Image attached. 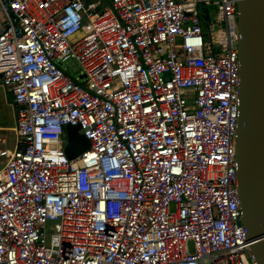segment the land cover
<instances>
[{"label":"built area","instance_id":"obj_1","mask_svg":"<svg viewBox=\"0 0 264 264\" xmlns=\"http://www.w3.org/2000/svg\"><path fill=\"white\" fill-rule=\"evenodd\" d=\"M237 1L0 0L17 105L0 264H258L238 194ZM68 123L90 141L72 158Z\"/></svg>","mask_w":264,"mask_h":264},{"label":"water","instance_id":"obj_2","mask_svg":"<svg viewBox=\"0 0 264 264\" xmlns=\"http://www.w3.org/2000/svg\"><path fill=\"white\" fill-rule=\"evenodd\" d=\"M240 61L236 161L241 221L247 228L251 257L264 264V0H238ZM79 124L66 125V154L87 149Z\"/></svg>","mask_w":264,"mask_h":264},{"label":"rangeland","instance_id":"obj_3","mask_svg":"<svg viewBox=\"0 0 264 264\" xmlns=\"http://www.w3.org/2000/svg\"><path fill=\"white\" fill-rule=\"evenodd\" d=\"M102 3H108L111 4V0H103ZM204 7L205 10H210L211 11V15L209 17L208 14V20H204V31H205V37L206 39L210 40L212 39V37L214 36V38L216 37L217 34V29L222 25V22L218 19L217 14H216V10L213 9V5L212 4H203L201 5ZM213 44L215 45V40L212 41ZM71 70V75L73 78H77L79 77V81L83 82V79H80V66L78 64V62L74 59V58H70L69 60H67L66 62L63 63V67H68ZM9 95V88L7 85L3 84L0 82V101H3L2 97L4 96V98L6 99ZM2 130V129H0ZM3 132V131H2ZM8 136L10 137L9 140L11 143H13L14 141L17 140V135L16 132L14 130V128H9L8 130H6ZM3 158H0V161ZM56 230L55 227V221L49 220L46 223V232L48 235H50L52 232H54Z\"/></svg>","mask_w":264,"mask_h":264},{"label":"crops","instance_id":"obj_4","mask_svg":"<svg viewBox=\"0 0 264 264\" xmlns=\"http://www.w3.org/2000/svg\"><path fill=\"white\" fill-rule=\"evenodd\" d=\"M0 16H1V14H0ZM0 82L2 83L1 75H0ZM2 99H3V101H0V116H3V115L5 116L6 112H8L9 117H8V123H0V129H2V130H0V134H2L3 137L5 138L6 145L12 149L15 146L16 141H14L13 143L10 142V140H9L10 137L8 136L6 130H8L9 128H15L17 105L15 104V102L13 100V95H12V92L10 90H9L8 97L5 99L3 96Z\"/></svg>","mask_w":264,"mask_h":264},{"label":"trees","instance_id":"obj_5","mask_svg":"<svg viewBox=\"0 0 264 264\" xmlns=\"http://www.w3.org/2000/svg\"><path fill=\"white\" fill-rule=\"evenodd\" d=\"M199 12H200V15H201V20H202V25L204 24V20H208V18L210 17V13L211 11L209 10H205L203 6H201L199 8ZM208 14H209V17H208ZM204 28V27H203ZM8 112H6L5 116H0V123H8Z\"/></svg>","mask_w":264,"mask_h":264}]
</instances>
